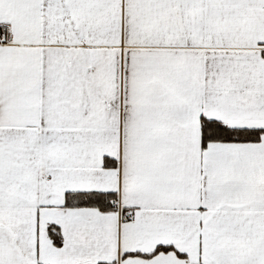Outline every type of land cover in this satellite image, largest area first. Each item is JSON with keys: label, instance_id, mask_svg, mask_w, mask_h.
<instances>
[{"label": "snow or ice", "instance_id": "6c2138e0", "mask_svg": "<svg viewBox=\"0 0 264 264\" xmlns=\"http://www.w3.org/2000/svg\"><path fill=\"white\" fill-rule=\"evenodd\" d=\"M0 264H264V0H0Z\"/></svg>", "mask_w": 264, "mask_h": 264}]
</instances>
